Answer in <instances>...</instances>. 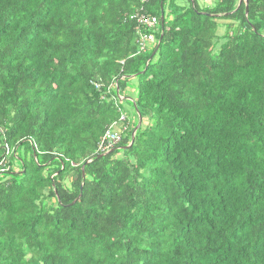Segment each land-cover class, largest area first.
Here are the masks:
<instances>
[{"label": "trees", "instance_id": "obj_1", "mask_svg": "<svg viewBox=\"0 0 264 264\" xmlns=\"http://www.w3.org/2000/svg\"><path fill=\"white\" fill-rule=\"evenodd\" d=\"M213 1L0 0V264H264V0Z\"/></svg>", "mask_w": 264, "mask_h": 264}, {"label": "built area", "instance_id": "obj_2", "mask_svg": "<svg viewBox=\"0 0 264 264\" xmlns=\"http://www.w3.org/2000/svg\"><path fill=\"white\" fill-rule=\"evenodd\" d=\"M128 21L135 22L137 27H146L149 30H152L157 24V19L155 17H150V16L148 17L143 14L141 15L134 14L128 18ZM138 36H139V39L136 43L138 47V53H144L148 50L149 47L152 46L153 38L147 35H143V34H138ZM94 86L95 88H97L96 85ZM117 140H118V136L114 132H111V131L107 132L104 138L102 139V141H100L97 147V152H104L105 149L112 144V142L114 143ZM103 143H106L107 145L103 146L102 145Z\"/></svg>", "mask_w": 264, "mask_h": 264}, {"label": "rangeland", "instance_id": "obj_3", "mask_svg": "<svg viewBox=\"0 0 264 264\" xmlns=\"http://www.w3.org/2000/svg\"><path fill=\"white\" fill-rule=\"evenodd\" d=\"M196 1H197V4H198L199 7H201L202 3H205V0H196ZM176 3L178 5H180V6H182L185 3V0H176ZM207 3L212 4L213 2L211 1V3H210V1L209 2L207 1ZM135 84H136V81L132 79V80H130V82L128 84V87H130L132 89V87H134ZM131 89L128 90V93L131 92ZM130 95H132V94H130ZM123 98H125V100H127V96H125V97L123 96ZM125 100L120 101V103H121V106L123 107L124 111L128 114L129 112H131V107H130L129 103L127 101H125ZM17 153L19 155H21V150H18ZM16 158L18 159V156ZM21 158L23 159V155H21ZM16 166H19V163H14V167H15V169L17 171L18 168ZM20 172H22V171H20ZM65 182L68 184V180H65Z\"/></svg>", "mask_w": 264, "mask_h": 264}, {"label": "water", "instance_id": "obj_4", "mask_svg": "<svg viewBox=\"0 0 264 264\" xmlns=\"http://www.w3.org/2000/svg\"><path fill=\"white\" fill-rule=\"evenodd\" d=\"M241 1H242V0H239L237 8L239 7ZM244 1H245V0H244ZM246 12H247V10H246V6H245V10H244V15H245V17H246ZM159 19H160V22L162 23V21H163L162 13H161ZM139 126H140V117L138 116V124H137V126L134 128V130H133V132H132V134H131V140H130L129 145H128L127 147H121V148H119V149L124 150V149H128V148H130V147L132 146V144H133V139H134V137H133V136H134V133H135L136 130L139 128ZM100 157H102V156H100ZM80 190H81V187H80ZM79 197H80V194H79L78 198H76V200H75L74 202H72L70 205L74 204V203L79 199ZM70 205H68V206H70Z\"/></svg>", "mask_w": 264, "mask_h": 264}, {"label": "crops", "instance_id": "obj_5", "mask_svg": "<svg viewBox=\"0 0 264 264\" xmlns=\"http://www.w3.org/2000/svg\"><path fill=\"white\" fill-rule=\"evenodd\" d=\"M207 1H208V2L210 1V3H211V1L214 2L213 0H205V3H202L201 8H203V7H208V6L211 5V4L207 3ZM218 34H219V35L222 34L221 31H219Z\"/></svg>", "mask_w": 264, "mask_h": 264}, {"label": "bare ground", "instance_id": "obj_6", "mask_svg": "<svg viewBox=\"0 0 264 264\" xmlns=\"http://www.w3.org/2000/svg\"><path fill=\"white\" fill-rule=\"evenodd\" d=\"M83 175V174H82Z\"/></svg>", "mask_w": 264, "mask_h": 264}, {"label": "clouds", "instance_id": "obj_7", "mask_svg": "<svg viewBox=\"0 0 264 264\" xmlns=\"http://www.w3.org/2000/svg\"><path fill=\"white\" fill-rule=\"evenodd\" d=\"M149 49V48H148Z\"/></svg>", "mask_w": 264, "mask_h": 264}]
</instances>
